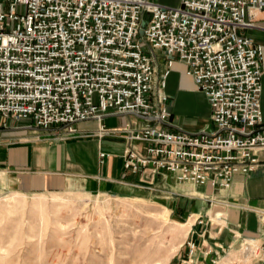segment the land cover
<instances>
[{
	"label": "built area",
	"instance_id": "1",
	"mask_svg": "<svg viewBox=\"0 0 264 264\" xmlns=\"http://www.w3.org/2000/svg\"><path fill=\"white\" fill-rule=\"evenodd\" d=\"M249 9L263 11L264 0H180L176 7L150 0H0V115L71 135L78 123L136 114L145 125L118 131L126 135V169L227 189L234 176L264 161L263 48L239 33L251 26ZM175 61L211 110L209 124L196 133L169 129L165 89ZM115 131L100 126L98 134Z\"/></svg>",
	"mask_w": 264,
	"mask_h": 264
},
{
	"label": "crops",
	"instance_id": "2",
	"mask_svg": "<svg viewBox=\"0 0 264 264\" xmlns=\"http://www.w3.org/2000/svg\"><path fill=\"white\" fill-rule=\"evenodd\" d=\"M150 1L166 7L180 3ZM246 21L251 26L239 33L263 48L260 106L264 126V10H247ZM163 65L158 55L159 71ZM165 93L170 130L196 133L209 124L207 99L186 74L183 63L174 62ZM145 124L136 114L109 115L100 124L78 123L77 132L67 135L63 127L43 130L28 121L0 115V196L76 190L123 198H159L172 205L170 214L182 219V224L191 220L183 243L161 264H264V161L252 173L234 176L227 189L180 184L167 172L151 177L144 167L134 172L124 167L126 135L118 131L127 125L136 129ZM100 126L116 131L100 137ZM136 150L145 153L142 144H136ZM101 153L107 157L101 159ZM189 243L194 245L191 252ZM250 249H257L254 258L245 256Z\"/></svg>",
	"mask_w": 264,
	"mask_h": 264
},
{
	"label": "rangeland",
	"instance_id": "3",
	"mask_svg": "<svg viewBox=\"0 0 264 264\" xmlns=\"http://www.w3.org/2000/svg\"><path fill=\"white\" fill-rule=\"evenodd\" d=\"M170 210L159 198L76 190L1 195L0 264H161L191 224Z\"/></svg>",
	"mask_w": 264,
	"mask_h": 264
},
{
	"label": "water",
	"instance_id": "4",
	"mask_svg": "<svg viewBox=\"0 0 264 264\" xmlns=\"http://www.w3.org/2000/svg\"><path fill=\"white\" fill-rule=\"evenodd\" d=\"M145 25V22H142L141 26L143 27ZM140 34H142V30L140 31Z\"/></svg>",
	"mask_w": 264,
	"mask_h": 264
}]
</instances>
